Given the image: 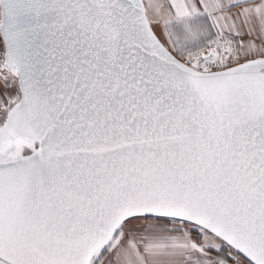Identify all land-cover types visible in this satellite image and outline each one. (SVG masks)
<instances>
[{
    "label": "snow or ice",
    "instance_id": "1",
    "mask_svg": "<svg viewBox=\"0 0 264 264\" xmlns=\"http://www.w3.org/2000/svg\"><path fill=\"white\" fill-rule=\"evenodd\" d=\"M0 264H264V0H0Z\"/></svg>",
    "mask_w": 264,
    "mask_h": 264
}]
</instances>
